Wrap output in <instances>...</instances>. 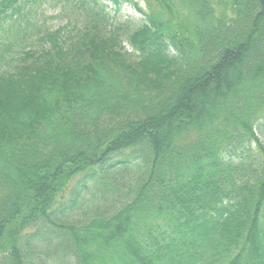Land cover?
Instances as JSON below:
<instances>
[{
    "label": "trees",
    "instance_id": "16d2710c",
    "mask_svg": "<svg viewBox=\"0 0 264 264\" xmlns=\"http://www.w3.org/2000/svg\"><path fill=\"white\" fill-rule=\"evenodd\" d=\"M35 1L0 0V264H264L261 0H75L15 49Z\"/></svg>",
    "mask_w": 264,
    "mask_h": 264
},
{
    "label": "rangeland",
    "instance_id": "374dc122",
    "mask_svg": "<svg viewBox=\"0 0 264 264\" xmlns=\"http://www.w3.org/2000/svg\"><path fill=\"white\" fill-rule=\"evenodd\" d=\"M70 4H65L66 0H36L32 3L33 8L27 12V19H29L32 23L36 25L39 30H35L30 32V36H26L21 32L20 34L9 33L5 34L4 42L11 43L15 45L14 48L20 49L30 45L33 39L37 38V35L43 32L45 29H55L59 25L65 23L68 18L72 17L77 9L74 6L75 0H70ZM140 2V6H145V2L143 0H136ZM121 13L125 15H129L131 17H135L140 19L142 15L138 13L134 7L130 4H125L122 7ZM40 31V32H39ZM19 35V36H18ZM127 49H131L130 45L127 44ZM74 181L70 182L69 187H72ZM104 188H100V192H102ZM89 191V192H88ZM88 196L86 195L85 199L89 198L91 194V189H87ZM66 196V192H65ZM109 197L112 198L114 195L112 193L108 194ZM110 200V199H109Z\"/></svg>",
    "mask_w": 264,
    "mask_h": 264
},
{
    "label": "bare ground",
    "instance_id": "6f19581e",
    "mask_svg": "<svg viewBox=\"0 0 264 264\" xmlns=\"http://www.w3.org/2000/svg\"><path fill=\"white\" fill-rule=\"evenodd\" d=\"M101 187H102V188H105V187H103V186H101ZM109 193H111V192H109ZM109 193H104V194H105V196H107V198H108V199L115 198V197H113V196H112V198H111V197H109V196H108V194H109Z\"/></svg>",
    "mask_w": 264,
    "mask_h": 264
},
{
    "label": "water",
    "instance_id": "95a60500",
    "mask_svg": "<svg viewBox=\"0 0 264 264\" xmlns=\"http://www.w3.org/2000/svg\"><path fill=\"white\" fill-rule=\"evenodd\" d=\"M261 2H262V4H263V6H264V0H261Z\"/></svg>",
    "mask_w": 264,
    "mask_h": 264
}]
</instances>
